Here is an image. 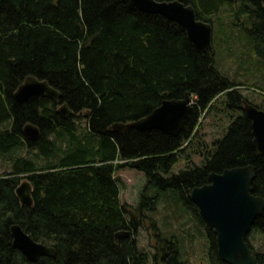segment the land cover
<instances>
[{"label": "trees", "instance_id": "1", "mask_svg": "<svg viewBox=\"0 0 264 264\" xmlns=\"http://www.w3.org/2000/svg\"><path fill=\"white\" fill-rule=\"evenodd\" d=\"M179 1L218 28L219 47H227L241 70L260 61L257 68L264 72L261 0H236L237 9L233 0ZM28 77L59 90L61 103L45 96L17 103L14 93ZM242 86L220 71L216 51L196 49L180 25L127 1L0 0V161L11 169L0 172V264H149L151 255L136 239L147 219L158 239L155 264H193L179 239L161 237L147 215L156 211L160 195H143L130 208L121 203L116 174L126 167L144 173L150 186L178 192L184 207L198 216L190 200L194 188L207 184L211 173L251 165L252 194L264 198V157L254 147L251 122L238 113L247 100ZM252 87L264 97L263 82ZM187 93L194 107L178 137L112 129ZM64 103L74 112L68 119L58 113ZM221 106L231 118L238 115L224 135L208 143L198 133L199 120ZM27 124L39 128L38 140L25 137ZM193 155L200 165L193 164ZM182 159L189 165L169 176ZM24 179L33 187L32 207L16 195ZM13 224L53 246L57 258L29 262L13 247ZM253 229L264 235V211ZM123 230L132 236L118 244L115 236ZM205 230L209 264H225L213 231L206 225ZM247 242L264 264V253Z\"/></svg>", "mask_w": 264, "mask_h": 264}, {"label": "water", "instance_id": "2", "mask_svg": "<svg viewBox=\"0 0 264 264\" xmlns=\"http://www.w3.org/2000/svg\"><path fill=\"white\" fill-rule=\"evenodd\" d=\"M142 13L158 14L173 21L185 29L193 46L205 53L215 55L213 44L214 27L211 23L197 18L193 5L179 0H124ZM264 7V0H261ZM45 96L55 104L61 103V92L47 81L28 77L14 93L19 104L31 103ZM243 112L252 123L255 149L264 157V110L244 101ZM192 98L185 94L183 99L165 100L160 107L148 116L131 123L115 124V132L128 128L138 131L158 130L167 135L178 137L185 129L193 111ZM58 113L68 119L74 115L67 103L61 104ZM88 114H86L87 116ZM24 135L30 141L40 138V130L33 124H27ZM255 167L245 166L225 170L223 173H211L209 184L196 187L190 195L191 202L197 207L205 224L216 237L218 255L225 264H258L255 251L247 239L253 230L257 218L264 211V198L252 194L255 180ZM16 195L24 206H33V187L29 180L21 183ZM13 247L19 250L31 263L42 258H57L53 246L35 241L19 224L10 227ZM128 230L120 231L115 239L118 244L131 237ZM0 236V240H1Z\"/></svg>", "mask_w": 264, "mask_h": 264}, {"label": "rangeland", "instance_id": "3", "mask_svg": "<svg viewBox=\"0 0 264 264\" xmlns=\"http://www.w3.org/2000/svg\"><path fill=\"white\" fill-rule=\"evenodd\" d=\"M233 2L235 3L232 7L237 9L239 4L236 0H233ZM220 42L221 36L218 33V28H216L213 33V44L217 53L220 71L225 75L228 74L230 78L243 83V86L239 87V89L247 97L246 99L249 103L264 108V97L261 95L262 93L260 94L258 90L252 87L253 83H264V72L260 68H257L260 61L255 62L254 67L250 66L249 70H241L239 63L228 55L227 47L224 45L219 47ZM238 113L237 111L233 113L234 118ZM232 119L222 106L217 112L213 111L209 114L207 112L203 113L199 120L202 123V127L198 133L203 137L204 141L212 143L224 135V132H227L228 129L226 128ZM17 154L24 155V152H18ZM192 161L193 164H201V159L198 155H193ZM188 165V162L182 159L173 168L169 176L177 174ZM10 170L7 162L0 161V172ZM116 178L120 182L121 203L130 208L137 207L143 195L149 197L160 195V202L156 211L148 213L147 215L156 221L161 237L170 238L173 235L176 236L182 245L184 258L193 264H209L205 223L201 217L196 216L191 210L184 207L178 192L173 190L159 191L156 187L148 184L144 173L127 167L119 170ZM26 180H22L21 183ZM136 239L139 247L151 255L152 259L149 264H155L153 256L156 253L155 246L157 245L158 239L157 237L155 238L149 219L144 221L143 227L139 230L138 235H136ZM248 240L257 252L264 253V235L261 232L252 230Z\"/></svg>", "mask_w": 264, "mask_h": 264}, {"label": "flooded vegetation", "instance_id": "4", "mask_svg": "<svg viewBox=\"0 0 264 264\" xmlns=\"http://www.w3.org/2000/svg\"><path fill=\"white\" fill-rule=\"evenodd\" d=\"M245 101H247V100H245ZM248 102V101H247ZM192 103H193V107H194V102H193V100H192ZM244 100H242V102H241V106L239 107L241 110H239L238 112H240V114H244V116L246 117V115H245V113L243 112V108H244ZM253 105H255V104H253ZM255 106H257V105H255ZM258 108H260L261 109V106H257ZM247 118V117H246ZM235 118H233V120H234ZM248 119V118H247ZM249 120V119H248ZM250 121V120H249ZM231 122V121H230ZM251 122V121H250ZM251 128H252V123H251ZM225 133V132H224ZM207 184H209V180H208V183ZM206 185V184H205ZM191 195V194H190ZM196 207V206H195ZM197 208V207H196ZM197 211H198V209H197ZM198 216L199 217H201L200 216V213H199V211H198ZM202 218V217H201ZM203 220V219H202ZM204 222V221H203ZM205 223V222H204ZM206 225V224H205ZM207 226V225H206ZM208 227V226H207ZM254 228V227H253ZM254 230V229H253Z\"/></svg>", "mask_w": 264, "mask_h": 264}, {"label": "bare ground", "instance_id": "5", "mask_svg": "<svg viewBox=\"0 0 264 264\" xmlns=\"http://www.w3.org/2000/svg\"><path fill=\"white\" fill-rule=\"evenodd\" d=\"M132 235V234H131Z\"/></svg>", "mask_w": 264, "mask_h": 264}]
</instances>
